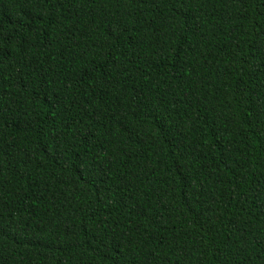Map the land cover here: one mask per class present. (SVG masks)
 <instances>
[{"label": "trees", "instance_id": "obj_1", "mask_svg": "<svg viewBox=\"0 0 264 264\" xmlns=\"http://www.w3.org/2000/svg\"><path fill=\"white\" fill-rule=\"evenodd\" d=\"M0 264H264V0H0Z\"/></svg>", "mask_w": 264, "mask_h": 264}]
</instances>
